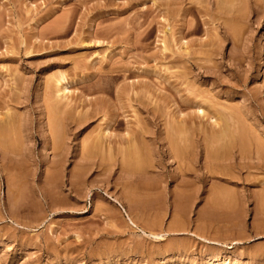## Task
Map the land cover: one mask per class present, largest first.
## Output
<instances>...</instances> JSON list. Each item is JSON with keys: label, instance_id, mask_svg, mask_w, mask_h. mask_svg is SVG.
<instances>
[{"label": "rangeland", "instance_id": "rangeland-1", "mask_svg": "<svg viewBox=\"0 0 264 264\" xmlns=\"http://www.w3.org/2000/svg\"><path fill=\"white\" fill-rule=\"evenodd\" d=\"M225 1L0 0V264H264V0ZM192 98L253 146L206 163L195 118L183 191Z\"/></svg>", "mask_w": 264, "mask_h": 264}, {"label": "bare ground", "instance_id": "bare-ground-1", "mask_svg": "<svg viewBox=\"0 0 264 264\" xmlns=\"http://www.w3.org/2000/svg\"><path fill=\"white\" fill-rule=\"evenodd\" d=\"M227 1V0H226ZM225 1V3H227ZM230 2V1H229ZM163 41H165V40H163ZM165 42L163 43V48H166L165 47ZM183 46V45H182ZM189 50V49H188ZM182 51V50H181ZM184 51H186V50H184ZM60 75V74H59ZM60 77V76H59ZM64 77V76H63ZM55 78V77H54ZM61 78V77H60ZM59 78V79H60ZM54 80V79H53ZM60 80H56V84L55 85H57L56 87H54L53 88V90H55V88H57V87H59L58 86V82H59ZM184 83V82H183ZM61 87V86H60ZM57 88V90H56V92L58 93L60 90H61V88ZM64 87H65V85H64ZM47 88V87H46ZM63 88V87H62ZM63 89H66V88H63ZM62 89V90H63ZM201 92V91H200ZM201 94V93H200ZM196 95V94H195ZM197 95H198V93H197ZM203 95V94H202ZM52 97V96H51ZM196 97V96H195ZM194 97V98H195ZM202 97V96H201ZM211 97H213V96H211ZM211 97L210 98H207V96H206V98L207 99H211ZM194 98H192L193 99V101H190V104H193V108H195L194 110H195V112L192 114V116H188V119L186 118V117H184V116H180V118H178V119H175V120H172V122H175L176 124H174V123H172L171 122V124H170V122L168 123L167 122V124H170V128H168V130L169 131H172V134H170V135H172V136H167V139L165 140V141H167L166 142V144H167V152H168V154H169V157H171V158H173V159H177V163L179 164V163H181V162H183L184 163V165H183V169H181L180 170V174H176L175 173V175H178V177H179V182L177 183V185H179V188H183V191H184V189L188 186V182H187V179L185 178V177H189L190 175H191V173H190V165H188V164H190V163H187V162H191V161H193V157H194V154H195V151H196V145H194V142L195 141H192L194 138H192L191 137V133H193V134H195L194 132H195V130H194V128H193V126H192V123L194 122L193 120L195 119V118H199V119H202V118H206V122H208V121H211L212 122V128H214V129H217V130H210L208 133H206V132H204V130L206 129V127H205V129H203V125H201L200 123H201V121H200V128H198L199 126H195V129H197L198 128V131L196 132L197 133V135L196 136H198V138L199 137H201V140H202V143H203V147H204V149H205V151H206V153H205V162L207 163V159H214V161L215 160H220V158H223V156L224 157H227V155H229L230 153H231V149H234V148H236V147H238L239 148V150H241V148L240 147H243L242 148V150L240 151V154H241V152H243V150H245L246 148H244V146H246L247 147V149L249 148V147H251V145H252V143H251V139H246V141H247V143L249 144V142H250V144L248 145H246V141H244L245 139H244V137L246 136V133H248V132H244V134H243V132H241L242 131V125H240L239 127L241 128V130H238V129H240L239 127H238V125H239V123H240V121H239V123H237V121L236 122H234L232 119H235V118H232V115H233V117H234V113L233 114H231V116H229L228 114L227 115H225V114H223L224 112H223V109H222V112L221 111H217V109H216V107H213V108H211V109H207V108H205L209 103L208 102H211V103H213L212 102V100L211 101H208L207 103H206V105H205V107L203 108L202 107V105H199V103H198V101L196 102L195 101V99ZM200 97H198V99H199ZM204 98V101H206L205 99V97H203ZM58 99V98H57ZM56 100V99H55ZM201 100V99H200ZM203 100V99H202ZM216 100V98L214 99V101ZM48 101V100H47ZM50 102V101H49ZM200 103H201V101H199ZM203 102V101H202ZM48 104V103H47ZM53 105H51L52 106V111L54 112V113H60L61 112V114H62V111H61V109H59V107H57V106H59L58 105V102L56 103L57 105L55 106L54 104L55 103H52ZM62 104V103H61ZM212 105V104H211ZM215 105V104H214ZM218 105V107H219V105H220V103L219 104H217ZM50 106V105H49ZM171 106V105H170ZM192 106V105H191ZM212 107V106H211ZM221 107H222V105H221ZM221 107H219V108H221ZM224 108H226L225 106H223ZM66 108V107H65ZM71 108V107H70ZM193 108H191V109H193ZM215 108V109H214ZM218 108V109H219ZM228 108V107H227ZM234 109V108H233ZM6 110V109H5ZM193 110V111H194ZM225 110V109H224ZM227 110V109H226ZM233 111V110H232ZM69 112V111H68ZM226 112H228V111H226ZM1 113V112H0ZM51 113V112H50ZM180 113V112H179ZM196 113V114H195ZM231 113V112H230ZM60 114V115H61ZM53 115V114H52ZM51 115V117H52V119H53V117L55 118L56 117V115L54 116H52ZM59 115V116H60ZM178 115H180V114H178ZM58 116V115H57ZM1 117V116H0ZM69 117V116H68ZM8 118V117H7ZM59 118V117H58ZM62 118V117H61ZM240 118V117H239ZM60 120V119H59ZM208 120V121H207ZM7 121V120H6ZM53 121H54V123H55V120L53 119ZM57 121V120H56ZM236 123L237 125H235L234 123ZM205 122V121H204ZM11 123V122H10ZM61 123V122H60ZM59 123V124H60ZM203 123V122H202ZM210 123V122H209ZM208 123V124H209ZM4 124V123H3ZM241 124V123H240ZM12 125V124H11ZM55 125H56V123H55ZM176 125V126H175ZM209 125H211V124H209ZM214 125L215 126H217V128H215L214 127ZM54 126V125H53ZM57 126V125H56ZM169 126V125H168ZM201 126H203L202 127V129H201ZM2 127V126H1ZM55 127V126H54ZM108 127V128H107ZM106 127V129H103V132H101V133H103V134H101L103 137H104V134H106L107 133V131H108V129H109V126H107ZM210 127V128H211ZM238 127V129L236 130V128ZM3 128V127H2ZM1 129V128H0ZM200 129V130H199ZM4 130V131H3ZM13 130V129H12ZM15 130V129H14ZM52 130H53V128H52ZM106 130V131H105ZM167 130V129H166ZM207 130V129H206ZM243 130H245L244 129V127H243ZM1 131H2V133H0V137H1V141H10V139H9V137L7 136V134L5 133V128H3V129H1ZM102 131V130H101ZM105 131V132H104ZM208 131V130H207ZM57 133V132H56ZM8 134H10V133H8ZM55 134V133H54ZM99 134V133H98ZM242 134H243V136L244 137H242ZM13 135V134H12ZM15 135V134H14ZM101 135H99V136H101ZM183 136H185V138L183 137ZM251 136V135H250ZM12 137V136H11ZM195 137V136H194ZM247 137V136H246ZM245 137V138H246ZM249 137V136H248ZM129 139H126L127 141H129L130 140V137H128ZM197 138V137H196ZM250 138V137H249ZM94 139V138H93ZM244 139V140H243ZM255 139H257V138H255ZM102 139L101 138H99L98 136L96 137V141H101ZM195 140V139H194ZM95 141V142H96ZM249 141V142H248ZM260 141V140H259ZM254 142V141H253ZM103 143V142H102ZM129 143H131V142H128L127 144H128V146H131V145H129ZM14 144H15V142H14ZM254 145H255V143H253ZM261 144V143H260ZM97 145V147H94L93 148V146H92V148L95 150V148H96V150L100 153V150H99V143L97 142V143H95V145L94 146H96ZM235 145H237L236 147H234ZM133 147H134V145H132ZM253 146V145H252ZM132 147V148H133ZM101 148V147H100ZM132 148H130V147H127V149L125 150V151H122V152H124V156L122 155L121 156V158H122V161H123V164L124 165H126L127 167H138V168H143V166H144V163H143V165H141L142 164V161H143V159L141 160V158L139 157V154H137V152H136V150H135V147H134V149L132 150ZM156 148V147H155ZM256 149L258 148V150L260 151L261 149H262V147H261V149L259 148V146L257 145L256 147H255ZM254 148V150H255V152L257 151L256 149ZM91 149V148H90ZM108 149H109V147H108ZM123 149V148H122ZM121 148H120V152H121V150H122ZM94 150H92V151H94ZM109 150H111V149H109ZM164 150V149H163ZM166 150V149H165ZM102 151V150H101ZM204 151V150H203ZM246 151V150H245ZM94 152H96V151H94ZM230 152V153H229ZM258 152V151H257ZM264 152V151H263ZM262 152V153H263ZM23 153V152H22ZM197 153H198V151H197ZM109 154H110V151H109ZM112 154V153H111ZM111 154H110V156H111ZM249 154V153H248ZM258 155H259V152L257 153ZM264 154V153H263ZM121 155V154H120ZM167 156V155H166ZM55 157V156H54ZM230 157V156H229ZM124 158V159H123ZM172 159V160H173ZM168 160V159H167ZM187 161V162H186ZM213 161V160H212ZM223 161V160H222ZM144 162V161H143ZM176 162V161H175ZM142 167H141V166ZM162 165V164H161ZM158 168V167H157ZM164 169V168H163ZM25 172V171H24ZM176 172V171H175ZM177 177V176H176ZM196 177H198V178H200V175H198V176H196ZM201 177H207V174L206 173H203L202 175H201ZM167 178V177H166ZM176 183V182H175ZM54 190V189H53ZM182 190V189H181ZM51 194V193H50ZM180 195H178V196H182V191H181V193H179ZM215 195V194H214ZM57 200V199H56ZM228 201V200H227ZM225 202V201H224ZM223 202V203H224ZM180 203V202H179ZM182 203V202H181ZM224 204H226V203H224ZM229 204V203H228ZM151 230V229H150ZM149 230V231H150ZM152 231V230H151ZM160 232V231H159ZM159 232L158 233H155V232H151V236L152 237H154L155 239L156 238H160L161 240H162V234H161V232H160V234H159ZM141 245V244H140ZM143 247V246H142ZM177 248H179V247H177ZM140 250V249H139ZM167 254V253H166ZM154 261V260H153Z\"/></svg>", "mask_w": 264, "mask_h": 264}]
</instances>
